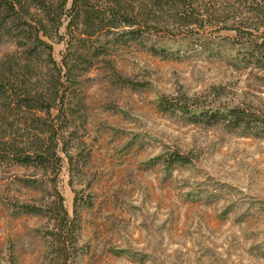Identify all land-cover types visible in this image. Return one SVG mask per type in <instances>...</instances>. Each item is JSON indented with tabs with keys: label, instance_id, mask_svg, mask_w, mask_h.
I'll return each mask as SVG.
<instances>
[{
	"label": "rangeland",
	"instance_id": "1",
	"mask_svg": "<svg viewBox=\"0 0 264 264\" xmlns=\"http://www.w3.org/2000/svg\"><path fill=\"white\" fill-rule=\"evenodd\" d=\"M196 5L197 25L162 14L138 39L123 26L93 44L66 134L74 169L42 178L0 158V264H48L57 192L70 218L78 196L73 264H264V24L234 0ZM68 40L52 42L58 63Z\"/></svg>",
	"mask_w": 264,
	"mask_h": 264
},
{
	"label": "trees",
	"instance_id": "2",
	"mask_svg": "<svg viewBox=\"0 0 264 264\" xmlns=\"http://www.w3.org/2000/svg\"><path fill=\"white\" fill-rule=\"evenodd\" d=\"M234 1L244 20L264 24V0ZM197 7L196 0H0V44L14 47L0 60V158L34 169L42 178L49 173L58 177L65 161L74 169L66 134L73 132L82 78L102 55L93 44L123 26L129 28L125 34L138 39L143 27L150 28L162 14L174 13L187 25H197L204 19ZM64 26L69 40L58 63L52 42L66 39ZM260 54L264 67V46ZM226 113L224 118L233 119L236 128L244 125V109ZM57 194L59 207L45 236L47 262L73 264L78 196L70 218ZM24 209L46 216L42 207Z\"/></svg>",
	"mask_w": 264,
	"mask_h": 264
}]
</instances>
